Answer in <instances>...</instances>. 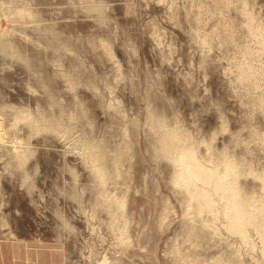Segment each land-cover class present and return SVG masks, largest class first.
I'll list each match as a JSON object with an SVG mask.
<instances>
[{"label": "rangeland", "instance_id": "1", "mask_svg": "<svg viewBox=\"0 0 264 264\" xmlns=\"http://www.w3.org/2000/svg\"><path fill=\"white\" fill-rule=\"evenodd\" d=\"M263 35L264 0H0V236L66 264H264ZM171 133L173 159L211 145L245 170L249 232L221 200L201 242L155 159Z\"/></svg>", "mask_w": 264, "mask_h": 264}, {"label": "bare ground", "instance_id": "2", "mask_svg": "<svg viewBox=\"0 0 264 264\" xmlns=\"http://www.w3.org/2000/svg\"><path fill=\"white\" fill-rule=\"evenodd\" d=\"M263 51H264V49H263ZM156 126L157 125L155 124L154 129L159 128V127L156 128ZM169 131H170V129H168L166 132L168 133ZM161 133L162 132L156 133V134H161ZM175 133L173 134L174 136H171L172 133L167 134L165 140H164V137L162 139H160V142L161 141L162 142L159 144V148H157V146H153L155 144V141H154V144L152 145L154 150L153 149L152 150L154 151L155 159L157 157V159H160L161 161L168 163L171 166L174 165L173 167H175V170H174V174H172L173 179L171 177L170 179H172V180L170 182H169V180H167V184L172 189L171 192H174L176 194L179 201H180L179 195L182 194L184 196V203L183 204L181 203V205L184 206L185 216L190 218V220H194L195 216H201L202 217L200 223H203V225H201V226L199 225L200 232H199V234H196L200 238L201 242H204L209 237L210 238H216V237H214V235H212L213 231L209 232L206 229V226L208 228H210V230L211 229L214 230L215 229L214 223H216L217 221H219L221 219V215H223V213H224V211L221 208L225 207V205H222L221 200L225 201V204L227 207V209H224L225 213H226V216L224 215V217H227L226 220L229 222L230 234L232 235L234 233V231L239 229L238 226L241 227V225H242L241 223H243V228L245 227L246 228L245 230H247L249 225H253V223L255 222L252 218V216L255 214L254 213H253V215L251 214L250 220L244 219L242 217V215L244 214L243 216H245L246 212H249V213L252 212V209L254 208V206H253V203L251 201L254 200L255 198L253 196V193L246 190V188L243 187L241 184V181H240L241 178L246 176L245 170H241V171L239 170L238 171L237 165L233 166L234 164L232 163V162L236 163L235 162L236 160L234 158L229 159L230 158L229 156H228L229 157L228 159H227V157L225 159L222 158L223 162L220 161L221 163H219V161L216 162V160L219 159V158L218 159L216 158V155H217V153L219 154L220 152L219 151L217 152V150H216V152H217L216 153L214 148L211 147V145H209V146L207 145V149L209 151V153L207 155L202 154L198 148L193 149V151L192 150L190 151L191 148L189 150H186V148H183V150L180 154L181 159H179V155H178V158L173 159L174 156H172L173 152H171V148L174 144V141H175V145H176V150L178 148L177 144H176V138L178 135H175ZM158 138H161V137H158ZM155 139H157V138H155ZM21 146H22V144H20V143H19V145H16V148L18 150L16 151V154H14V155H18V158L20 155H23V154L28 152V150H27L28 146L27 145L24 149H22ZM224 155L225 154L223 153L222 156H224ZM218 156L221 157V154H219ZM215 158H216V160H215ZM222 159H220V160H222ZM20 160H22L21 157H20ZM92 160H93L92 167L99 169V171H97L98 173H102L103 172V168L101 167V166H103L102 165V156L100 155L98 150L96 152V156L93 157ZM232 160H234V161H232ZM237 164H238V162H237ZM239 165H240V163H239ZM235 167H236V169H235ZM247 174H248V172H247ZM105 177H106V174L103 172L101 175V178L106 180L107 177L106 178ZM167 203L172 209H175V206L171 203V201L168 200ZM255 203H256V201H255ZM119 205L123 208L122 211L124 212V209L125 208L127 209V200L126 199L121 200L119 202ZM195 205H197V207L200 208L201 210L196 209ZM254 205H257V203ZM239 208L241 210H239ZM257 210H259V209H257ZM249 215H248V217H249ZM242 218L244 219V221L247 220L245 222V225H244V221L242 220ZM255 218H256V216H255ZM256 222H258V221H256ZM255 224H257V223H255ZM251 227H253V226H251ZM242 229H240V231H242ZM251 229H253V228H251ZM247 232H249V231L247 230ZM244 234H245V232H244ZM237 236H238V234H237ZM240 236L242 237V235L239 234V237ZM248 236H249V234H248ZM248 245H250V243H248ZM235 252L236 253L233 255L237 256V259H238L239 258L238 257L239 252H238V250H235ZM222 253L224 254V252H222ZM230 255H232V254H230ZM230 255L227 254L228 259H226V257H224V259H226V260H221V254H220L219 259L217 261H214V262L209 263V264H222V262L223 263L228 262V261H230L229 260L231 257ZM222 258H223V256H222ZM234 262L236 263V260L233 261V263Z\"/></svg>", "mask_w": 264, "mask_h": 264}, {"label": "crops", "instance_id": "3", "mask_svg": "<svg viewBox=\"0 0 264 264\" xmlns=\"http://www.w3.org/2000/svg\"><path fill=\"white\" fill-rule=\"evenodd\" d=\"M65 255L59 240L0 236V264H66Z\"/></svg>", "mask_w": 264, "mask_h": 264}]
</instances>
